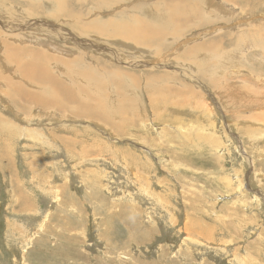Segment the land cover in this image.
Returning a JSON list of instances; mask_svg holds the SVG:
<instances>
[{
    "label": "rangeland",
    "instance_id": "rangeland-1",
    "mask_svg": "<svg viewBox=\"0 0 264 264\" xmlns=\"http://www.w3.org/2000/svg\"><path fill=\"white\" fill-rule=\"evenodd\" d=\"M0 32V264H264V0H0Z\"/></svg>",
    "mask_w": 264,
    "mask_h": 264
},
{
    "label": "bare ground",
    "instance_id": "bare-ground-1",
    "mask_svg": "<svg viewBox=\"0 0 264 264\" xmlns=\"http://www.w3.org/2000/svg\"><path fill=\"white\" fill-rule=\"evenodd\" d=\"M59 6L57 5V8H58ZM127 28V25H126V23L124 24V25H120L119 26V29L120 30H123V29H126ZM42 29V28H41ZM160 31H161V29L158 31V35L160 34ZM2 34V35H1ZM0 37H2V38H6L5 37V34H3V33H1L0 32ZM80 38V37H79ZM81 42H83V46L84 47H87V49H88V45H89V43H92L90 40H85L84 38L81 40ZM92 44H94V43H92ZM94 45H97V44H94ZM88 51V50H87ZM87 51H85V52H87ZM34 54V51L32 50V48H27L24 52H23V56L27 59L29 56H32ZM85 58H87V59H90L91 61H92V63H94V56H90V55H88V53H85ZM2 58H4V56L2 57ZM4 60V59H3ZM64 61H65V58L64 57H58L57 58V63L58 64H63L64 63ZM76 63H77V61H75ZM26 70H27V72L28 73H30L31 71H32V66L31 65H25V67H24ZM84 73L88 76V80L89 81H91V82H102V81H111L112 79L111 78H109L108 76H105L104 75V72L103 71H100V70H96V69H85L84 70ZM149 75H150V78H155V76H157V78L158 77H160V75H158V74H155L154 72H152V73H149ZM107 77V79H105ZM166 81V79H164L162 82H161V80L159 79V82H158V84H156L155 85V90L160 94V95H164V94H167L168 92H169V90H170V88H171V86H169L168 84H166V83H163V82H165ZM168 81V83H170V81L169 80H167ZM23 95L25 96V97H28L29 98V94H27L25 91L23 92ZM183 95V94H182ZM90 96H91V98H92V102H94L95 104H96V107L97 106H99L100 108H102V107H104V106H106L107 104H106V101H109L108 99L106 100V96L102 93V91H101V86H98V89H97V91L96 92H91L90 93ZM93 97H95L94 99H93ZM172 97H174V96H171L170 98H172ZM107 107H109V106H107ZM107 107H105V108H107ZM104 108V109H105ZM117 110H119L118 108H117ZM87 111V110H86ZM89 112V111H88ZM100 112V111H99ZM90 113V112H89ZM93 116H95V115H93ZM98 116L100 117V118H106V116L104 117V115L103 114H101V113H98ZM96 117V116H95Z\"/></svg>",
    "mask_w": 264,
    "mask_h": 264
},
{
    "label": "crops",
    "instance_id": "crops-1",
    "mask_svg": "<svg viewBox=\"0 0 264 264\" xmlns=\"http://www.w3.org/2000/svg\"><path fill=\"white\" fill-rule=\"evenodd\" d=\"M126 25H127V28L126 29H123L122 31H125V30H129L131 28L130 24L126 21ZM120 26V25H119ZM117 30H120L119 28H117ZM155 74H158L160 75V73L158 72H154ZM164 73H171L169 71H165ZM148 76L150 77V75L148 74ZM161 76V75H160ZM155 78H157V76H155ZM36 77L32 76L30 73H29V80H34L35 81ZM164 80V79H163ZM46 88L48 89V95H50L52 92H55V91H58L59 94H60V100L62 101H69V100H72L73 97L72 95L70 94V92H68L67 90L65 89H62V88H58L56 85H54L52 82H49V84L46 85ZM84 92V89L81 88L80 89V93L83 94ZM54 95V94H53ZM29 98L31 99H39V97L37 96H34V95H29Z\"/></svg>",
    "mask_w": 264,
    "mask_h": 264
}]
</instances>
